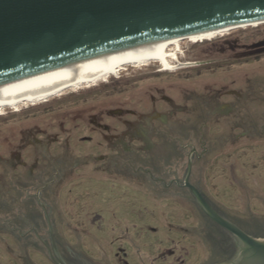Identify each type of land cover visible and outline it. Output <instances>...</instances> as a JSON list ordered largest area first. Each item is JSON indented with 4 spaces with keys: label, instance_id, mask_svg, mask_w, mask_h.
<instances>
[{
    "label": "rangeland",
    "instance_id": "obj_1",
    "mask_svg": "<svg viewBox=\"0 0 264 264\" xmlns=\"http://www.w3.org/2000/svg\"><path fill=\"white\" fill-rule=\"evenodd\" d=\"M182 47L180 58L199 64L175 71L130 64L96 86L5 107L0 176L12 186L0 228H32L22 217L40 210L28 199L40 196L61 242L94 264H215L223 255L189 191L141 171L171 184L185 177L195 147L190 181L226 217L264 237V23L192 33ZM146 114L154 133L144 141ZM128 130L135 136L114 139ZM10 158L28 169L3 166ZM35 243L5 233L0 264H53L30 249Z\"/></svg>",
    "mask_w": 264,
    "mask_h": 264
},
{
    "label": "water",
    "instance_id": "obj_2",
    "mask_svg": "<svg viewBox=\"0 0 264 264\" xmlns=\"http://www.w3.org/2000/svg\"><path fill=\"white\" fill-rule=\"evenodd\" d=\"M253 22H264V0H0V81L158 38ZM195 150L183 185L236 246L231 258L215 264H264V237L222 214L190 181ZM47 219L55 247L49 214ZM55 255L58 264H68Z\"/></svg>",
    "mask_w": 264,
    "mask_h": 264
},
{
    "label": "bare ground",
    "instance_id": "obj_3",
    "mask_svg": "<svg viewBox=\"0 0 264 264\" xmlns=\"http://www.w3.org/2000/svg\"><path fill=\"white\" fill-rule=\"evenodd\" d=\"M236 27L238 26L213 31L224 35ZM189 35L158 38L137 46L104 51L0 81V114L8 106L18 109L26 103L36 105L38 103L35 102L48 101L71 88L96 86L108 81L113 75H118L130 64L148 65L150 62H159L163 71L197 65L199 62L183 61L180 58L182 43Z\"/></svg>",
    "mask_w": 264,
    "mask_h": 264
},
{
    "label": "flooded vegetation",
    "instance_id": "obj_4",
    "mask_svg": "<svg viewBox=\"0 0 264 264\" xmlns=\"http://www.w3.org/2000/svg\"><path fill=\"white\" fill-rule=\"evenodd\" d=\"M220 100H221V98H220ZM217 103H218V106H221L222 105V103L220 101L217 102ZM154 112H156V110ZM147 115L148 114L141 115V120L139 121V123H141V124L144 123V126L142 127L143 130H142V132L140 134V136H141L140 138L144 139V141L146 139H148V137H152L153 136L150 133H154L153 130H150L151 132L149 131L152 123L151 122L150 123H147V120L148 119H147V117H144V116H147ZM164 116H168V113H165ZM162 121H164V120H162ZM127 123L130 125V123L128 121H127ZM130 134L135 136V132L132 133V131H129L128 130V131L124 132L122 135H115L116 138H114V139L115 140H120V139L122 140V139H126L127 137L131 138V135ZM117 136H119V137H117ZM106 137L107 138H110L108 135ZM39 140H41V139H39ZM115 140H113L114 143L112 142L113 143V146L114 147L121 146L122 143L119 144L120 142L115 141ZM33 146L35 148L37 147L36 148V152H35V155H36L35 156V159L37 160V159H39V155L38 154L40 153L39 152L40 151L39 150L40 149V144L37 145V146L36 145H33ZM126 152H128V151H126ZM2 162H3V159H2ZM8 163H9L10 166L7 163H4V162L2 163V165L4 166L6 164V166L11 167L12 169H16L17 167H20V168H23V169H28V165H29L26 162H23V163L21 162V164H18V162L15 159H13V161H12L11 158L8 160ZM36 165H37V163H36ZM32 166H35V163H31V167ZM52 168L54 169V166L53 165H50L47 170H50ZM141 171H143V172H145V173L148 174L149 178L151 179L150 180L151 182L160 183L164 187H168V186L169 187H172L175 184V185L179 186L180 188H186V189H188L187 187H185L183 185L184 177L183 178H174V179H177L179 182H176L173 179L174 181L172 180V183L171 184H168V183H165V181L163 182L162 179L153 178L154 177L153 176V173H152L151 169H149V168L142 169ZM6 180H7L6 178L4 179V178H2L0 176V205L4 209L5 208L6 209L8 208V210H9L11 208L10 202H9L11 191L9 189H10V186H12V184L11 183H8L7 182L8 180L7 181ZM6 189H8V190H6ZM203 194H204V192H203ZM206 198H207V196H206ZM28 199H33L34 201H33L32 204H36L39 207L38 209H40V210H36L35 207L32 209V210H36V212H37V213H35V211H34V217H32V216L31 217H22L23 219L27 220L28 223H31L33 227L32 228H29V230H27V231H24L23 230L22 224H20L21 227H15V228L11 227L10 229H5V228L1 227L0 228V233L1 234L3 233L2 231H8V232H11V234L19 235V237H20L21 240H27V239H29L30 236L33 235L35 237V242H36L35 244L36 245H32V247L30 249H36L39 252H43L44 254H46L49 257V259L52 261L53 264H58L57 263V256L55 255V251H57L61 255V257L68 264H94L93 259L89 258L86 255H82L79 251H77L76 249H74L73 247H71V245H69V244H63L61 242V240L58 238L57 233H56V230H55L56 229L55 228L56 225L53 222L52 217H51L52 216V209H49L48 202L46 201V198L40 197V196H34V197L29 196ZM212 205H214V204L212 203ZM42 213H43V216H45V217H41L40 220H38V218H35L36 215H42ZM47 214L50 215V220H51V223H52V226H53V236H54V239H55V247H54V244H53V241H52V236H51V232H50V228H49V222H48V219H47ZM31 218H34L35 221L34 220H30ZM40 221H42V223H44L46 227L42 226V223ZM238 225H240V224L238 223ZM262 228L264 229L263 226H262ZM44 230H45V232H44ZM225 232L228 233L227 235L229 236L230 240L234 243V238L231 236V234L227 230H225ZM24 249H28L29 250V248H28L27 245L24 247ZM51 253H52V255H51ZM22 257H23V260L26 261V258L28 256L27 255H24ZM229 258H231V256L229 257V256H227V255L224 254L223 255V258L220 261H218V262L226 261ZM215 263H217V262H215Z\"/></svg>",
    "mask_w": 264,
    "mask_h": 264
},
{
    "label": "trees",
    "instance_id": "obj_5",
    "mask_svg": "<svg viewBox=\"0 0 264 264\" xmlns=\"http://www.w3.org/2000/svg\"><path fill=\"white\" fill-rule=\"evenodd\" d=\"M174 186L180 188L179 186L175 185ZM186 189V188H182ZM188 190V189H187ZM189 191V190H188ZM189 194L191 195L190 197L192 198L193 202L195 203V206L198 208V210L202 213L204 217L205 223H207L208 227L210 228V238H211V243L214 246L215 250L217 253L221 255H227V256H233L236 251V246L235 242L233 243L229 236L227 235L228 233L225 232V229H223L219 224L211 220L202 210L201 208L197 205L195 202V199L192 195V193L189 191ZM221 212V211H220ZM222 213V212H221ZM214 235H217L215 237ZM262 235V234H261ZM261 235L259 234H254L256 237H260ZM262 237V236H261Z\"/></svg>",
    "mask_w": 264,
    "mask_h": 264
},
{
    "label": "crops",
    "instance_id": "obj_6",
    "mask_svg": "<svg viewBox=\"0 0 264 264\" xmlns=\"http://www.w3.org/2000/svg\"><path fill=\"white\" fill-rule=\"evenodd\" d=\"M3 233H0V237H2V235H4L5 233H7L8 231H2Z\"/></svg>",
    "mask_w": 264,
    "mask_h": 264
}]
</instances>
